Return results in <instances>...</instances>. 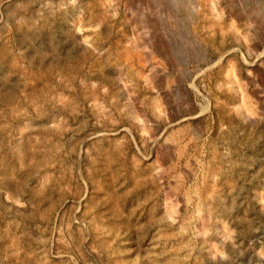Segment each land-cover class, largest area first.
I'll return each mask as SVG.
<instances>
[{"label": "rangeland", "instance_id": "1", "mask_svg": "<svg viewBox=\"0 0 264 264\" xmlns=\"http://www.w3.org/2000/svg\"><path fill=\"white\" fill-rule=\"evenodd\" d=\"M0 264H264V0H0Z\"/></svg>", "mask_w": 264, "mask_h": 264}, {"label": "bare ground", "instance_id": "2", "mask_svg": "<svg viewBox=\"0 0 264 264\" xmlns=\"http://www.w3.org/2000/svg\"><path fill=\"white\" fill-rule=\"evenodd\" d=\"M180 20V19H179ZM178 26V25H177Z\"/></svg>", "mask_w": 264, "mask_h": 264}]
</instances>
